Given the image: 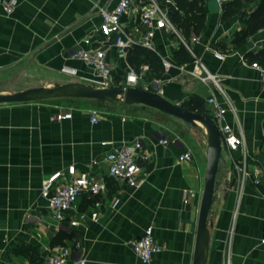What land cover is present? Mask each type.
Masks as SVG:
<instances>
[{
	"label": "crops",
	"instance_id": "1",
	"mask_svg": "<svg viewBox=\"0 0 264 264\" xmlns=\"http://www.w3.org/2000/svg\"><path fill=\"white\" fill-rule=\"evenodd\" d=\"M203 1L206 21L202 31L192 33L199 36L195 51L208 70L217 74L235 108V114L226 113L225 121L236 131L240 126L246 150L244 159L242 148L231 151L223 147L209 215L207 264H225L227 257L230 264H264V78L251 65L264 63V30L230 45L229 33L238 20H221L222 7L208 11L210 0ZM117 2L16 0L11 13L0 3V92L71 81L93 84L94 69L69 52L97 29L99 7H113ZM122 20L131 29L126 16ZM153 44L154 51L172 63L165 75L163 96L179 104L190 96L199 97L209 111L205 101L209 87L186 71L194 59L174 57L178 38L157 30ZM106 46L113 80H123L131 66L127 53L120 54L109 42ZM64 64L76 68L78 74L62 73ZM91 100L0 104V264H42L54 247L72 246L76 241L81 245L80 254L72 261L83 257L86 264H140L129 241L149 225L156 242L163 246L149 264H192L206 146L194 151L166 124L148 117L146 108L151 107L142 104L94 100L103 104L96 108L99 121L92 124V107L87 102ZM69 110L71 118L56 119V112ZM163 138L167 144L159 141ZM176 138L179 141L174 142ZM134 139L142 141L149 160L139 172L141 182L128 186L108 175L105 155L113 144ZM186 147L192 149L194 158L180 161L178 156ZM68 164L107 183L103 193L84 194L77 200L78 210L95 211L97 217L76 227H70L73 210L58 223L40 195L42 179ZM241 166L249 175L243 174Z\"/></svg>",
	"mask_w": 264,
	"mask_h": 264
},
{
	"label": "built area",
	"instance_id": "2",
	"mask_svg": "<svg viewBox=\"0 0 264 264\" xmlns=\"http://www.w3.org/2000/svg\"><path fill=\"white\" fill-rule=\"evenodd\" d=\"M216 1L222 7L224 3L230 0ZM0 3L6 13H11L15 7L16 0H0ZM170 3L175 4L174 0H118L113 7H99L101 18L99 26L93 32L84 36L69 54L94 69L97 77L94 79L93 85L101 88L133 86L163 95V85L166 81L165 75L172 66L171 61L167 57L160 56L162 68L160 76L151 75L149 66L142 64L138 70L129 66L123 80L116 82L113 80L111 65L106 59V42H109L110 46L114 47L120 54L125 55L136 44L154 50L153 37L157 30H165L175 35L194 59L193 66L191 69L186 70L187 73L209 87V94L205 101L209 106L208 112L220 133L223 147L231 151L242 148L245 159V138L240 126L236 131L225 121L226 113L231 111L235 114V108L227 99L217 74L210 72L197 55L195 44L199 41V36L192 34L189 38L184 37L181 30L172 21L168 8L164 7ZM123 16H126V22L132 24L131 29H126L122 20ZM262 29L264 30V26ZM251 65L264 78V65L258 62H252ZM60 71L71 76L78 74L76 68L66 64L60 67ZM216 92L223 99H218ZM55 117L57 120L71 118L72 111H58ZM99 117L100 113L97 109H89L90 123H97ZM176 139L173 141H179L178 138ZM159 141L164 144L168 143L166 138ZM180 143L184 145V142L181 141ZM193 158L194 154L190 147H186L178 156L180 161H190ZM147 160H149V155L143 152L140 139L113 144L105 155L108 175L117 183L127 184L128 186H137L141 182L139 172ZM240 170H242L244 175H249L244 166H241ZM253 181L255 184H259L257 177H254ZM106 188L107 183L104 179L93 178L89 171L79 170L75 164H68L64 168L52 171L42 179L40 195L45 199L47 209H49L58 223H62L66 213L73 210L75 217L70 220V227H76L82 225L88 218L95 220L97 217V212L95 211L84 212L78 210L76 206L77 200L84 194H101ZM184 202H187V198H184ZM129 244L138 256L140 264H149L153 256L163 249V246L156 242L153 236V228L150 225L144 228L140 236L130 240ZM80 248L81 245L78 241L72 246H56L47 254L42 264H86V260L83 257H78L72 261L74 255L80 254ZM225 264H230L229 257H227Z\"/></svg>",
	"mask_w": 264,
	"mask_h": 264
},
{
	"label": "water",
	"instance_id": "3",
	"mask_svg": "<svg viewBox=\"0 0 264 264\" xmlns=\"http://www.w3.org/2000/svg\"><path fill=\"white\" fill-rule=\"evenodd\" d=\"M208 11L219 10L216 0L207 3ZM58 98H86L102 101H117L125 104H142L182 120L186 131L203 127L207 134V148L205 155V169L203 177V192L198 211L195 244L192 264H207L210 222L213 194L215 189L216 172L222 157L223 145L220 133L213 118L209 114H202L188 110L179 103L167 99L153 91L138 87H105L80 81L54 83L51 86H33L12 92H0V104L23 103Z\"/></svg>",
	"mask_w": 264,
	"mask_h": 264
},
{
	"label": "trees",
	"instance_id": "4",
	"mask_svg": "<svg viewBox=\"0 0 264 264\" xmlns=\"http://www.w3.org/2000/svg\"><path fill=\"white\" fill-rule=\"evenodd\" d=\"M249 0H230L222 5L221 20H228L238 13L239 5ZM258 5L247 14L244 23L246 30L256 31L264 26V0H258ZM174 5L169 11L172 21L181 30L184 37L189 38L192 33L202 31L205 21V5L203 0H174ZM176 7V8H175ZM174 57L183 61L192 60V56L183 44L174 51ZM128 63L138 70L142 64H147L151 73L160 76L162 73L160 56L152 49L136 44L127 52ZM261 64V61H258ZM116 102V101H111ZM180 105L188 110L202 114H209L204 100L199 97L190 96L183 100ZM210 115V114H209Z\"/></svg>",
	"mask_w": 264,
	"mask_h": 264
},
{
	"label": "rangeland",
	"instance_id": "5",
	"mask_svg": "<svg viewBox=\"0 0 264 264\" xmlns=\"http://www.w3.org/2000/svg\"><path fill=\"white\" fill-rule=\"evenodd\" d=\"M258 2H259L258 0H249L247 2H244L242 5H239L238 13H236L235 15L229 18L234 20L235 22L238 20V23L237 22L235 23L236 26H234L229 33V36L231 38V43H229L230 45L243 42L246 39L256 35L257 32H259L262 29L260 28L256 31L253 30L249 31L246 30V26L244 23L245 17L247 16L248 13H250L251 11H253V9L256 8ZM164 7L170 9L171 7H173V4L172 3L166 4ZM64 102H69V100H65ZM87 102L89 107H92L94 109L100 107L103 104L101 103V101H94V100ZM71 103H73V101H71ZM146 115L156 121H160L166 124L172 130H174L178 135H180L181 138L185 140L192 147L194 151L197 152L199 150H202L204 149V146H206L207 148V141L205 140V136L207 138V134L206 132L204 134L202 129L203 127H198L200 128L199 130L198 128H192L191 131H186L181 121H179L178 119H174L170 115L164 114L161 111L153 108L151 109L146 108ZM204 158H205V154H204Z\"/></svg>",
	"mask_w": 264,
	"mask_h": 264
}]
</instances>
